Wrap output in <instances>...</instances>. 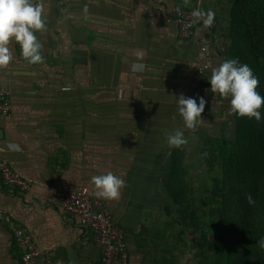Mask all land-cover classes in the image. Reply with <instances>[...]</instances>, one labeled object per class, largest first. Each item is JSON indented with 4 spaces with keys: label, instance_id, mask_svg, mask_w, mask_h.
Returning <instances> with one entry per match:
<instances>
[{
    "label": "crops",
    "instance_id": "crops-1",
    "mask_svg": "<svg viewBox=\"0 0 264 264\" xmlns=\"http://www.w3.org/2000/svg\"><path fill=\"white\" fill-rule=\"evenodd\" d=\"M38 2L46 22L36 32L43 63H28L12 41L14 58L0 69V88L10 91L13 103L11 114L0 117V158L32 186L26 193L0 189V209L25 224L54 260L103 264L101 248L65 211L60 194L87 189L97 197L91 178L112 172L125 187L119 199H100L123 232L131 264H145L138 242L143 224L162 208L168 160L185 146L169 147L167 135L180 130L187 142L223 135L233 118L230 97L214 93L196 128L185 126L177 98H188L206 63L208 81L224 53L215 45L203 52L197 37H183L156 10L187 6L204 20L211 12L214 32L226 41L230 6L225 0H33ZM0 264H22L21 250L1 222Z\"/></svg>",
    "mask_w": 264,
    "mask_h": 264
},
{
    "label": "trees",
    "instance_id": "trees-1",
    "mask_svg": "<svg viewBox=\"0 0 264 264\" xmlns=\"http://www.w3.org/2000/svg\"><path fill=\"white\" fill-rule=\"evenodd\" d=\"M226 38L223 61L238 59L253 65L264 96V0H233ZM259 111L260 121L233 114L234 135L210 136L224 165L217 186L222 216L219 242L227 251L224 264H257L252 231L258 232V247L264 241V106Z\"/></svg>",
    "mask_w": 264,
    "mask_h": 264
},
{
    "label": "rangeland",
    "instance_id": "rangeland-1",
    "mask_svg": "<svg viewBox=\"0 0 264 264\" xmlns=\"http://www.w3.org/2000/svg\"><path fill=\"white\" fill-rule=\"evenodd\" d=\"M232 3L225 0L224 5L231 11ZM232 130L225 127L224 136L234 135ZM210 136L195 135L175 159L168 160L163 206L146 218L138 241L145 264H224L227 251L219 242L222 216L217 189L224 165ZM251 237L256 263L264 264L258 232L253 230Z\"/></svg>",
    "mask_w": 264,
    "mask_h": 264
},
{
    "label": "built area",
    "instance_id": "built-area-1",
    "mask_svg": "<svg viewBox=\"0 0 264 264\" xmlns=\"http://www.w3.org/2000/svg\"><path fill=\"white\" fill-rule=\"evenodd\" d=\"M156 11L167 24H177L183 37H197L203 52H209L212 45L221 52L226 51V42L214 32L216 20H212L210 25L206 24L203 15H196L202 13L199 9L177 5L165 14L159 9ZM208 68L209 63L199 68V75L188 94V97L196 99L197 103L200 97L206 100L215 93L203 77ZM12 110L10 91L0 88V117L9 116ZM1 144L0 141V146ZM31 186V179L16 171L7 158H0V189L6 187L26 193ZM60 195L65 211L79 218L88 233V238L101 248L103 264H131L130 252L125 244L123 232L115 224L104 200L91 196L87 189L62 192ZM0 222L8 228L20 248L22 264H66L65 260H54L51 253L41 251L27 226L17 221L8 211L0 209Z\"/></svg>",
    "mask_w": 264,
    "mask_h": 264
},
{
    "label": "clouds",
    "instance_id": "clouds-1",
    "mask_svg": "<svg viewBox=\"0 0 264 264\" xmlns=\"http://www.w3.org/2000/svg\"><path fill=\"white\" fill-rule=\"evenodd\" d=\"M43 3L33 0H0V69L8 67L13 60V52L9 44L15 41L20 46L21 55L30 64L43 63L42 43L36 32L46 29L43 16ZM197 16L202 13H196ZM211 12L205 23H212ZM212 92L221 97H230V111L240 117L261 120L259 109L264 106V96L257 91L259 79L252 68L238 59H225L214 67L208 79ZM206 100L200 97L199 103L191 97L180 94L177 98L178 112L188 129H195L202 120ZM169 147L180 148L187 143L183 132L177 130L167 135ZM95 187V195L107 200L119 199L125 180L112 172L95 175L91 178ZM251 202V196L248 197ZM264 247V241L261 242Z\"/></svg>",
    "mask_w": 264,
    "mask_h": 264
}]
</instances>
